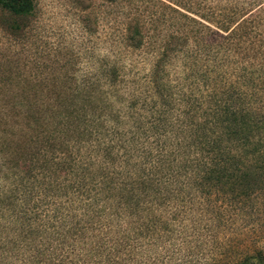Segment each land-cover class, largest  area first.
Listing matches in <instances>:
<instances>
[{"label": "trees", "instance_id": "16d2710c", "mask_svg": "<svg viewBox=\"0 0 264 264\" xmlns=\"http://www.w3.org/2000/svg\"><path fill=\"white\" fill-rule=\"evenodd\" d=\"M35 5L0 0V9L20 18ZM260 7L240 22H254ZM167 8L178 15L171 19L196 23L182 10ZM131 17L116 26L113 60L80 80L44 83L51 91L45 96L36 91L24 98L20 145L17 134L1 135L0 153L13 144L27 155L11 167L0 163V264H156L150 250L158 249L169 227L187 230L190 224L196 234L201 222L228 225L226 213L264 189V99L255 79L262 72L244 63L257 57L252 49L243 53L247 34L241 42L237 30L242 25L230 21L220 27L222 34L202 25L218 36L203 47L184 49L185 42L171 35L153 48L148 87L161 98L165 85L159 77L182 51L187 62L235 61L227 73L234 79H218V71L198 93L179 92L175 115L165 110L143 119L132 103L135 96L125 99L124 58L130 51L147 55L152 37L140 18ZM167 21L154 20V30ZM190 73L194 83L208 75ZM206 231L211 238L213 229ZM256 253L227 257L229 264H264V255Z\"/></svg>", "mask_w": 264, "mask_h": 264}, {"label": "rangeland", "instance_id": "374dc122", "mask_svg": "<svg viewBox=\"0 0 264 264\" xmlns=\"http://www.w3.org/2000/svg\"><path fill=\"white\" fill-rule=\"evenodd\" d=\"M119 1L121 3L116 6L113 0H35L33 13L21 18L0 9V137L17 134L16 139L19 141L16 144L20 145V132L24 129L21 114L26 111L22 107L26 103L24 98L34 97L36 91L38 96L51 92L46 90L44 83L51 87L53 82L64 84L80 80L100 62L113 60L117 55L115 51L118 50L115 45L116 26L119 22L127 21V14L131 18H140L145 23V33L152 37L151 47L145 46L151 48L147 55L130 51L124 58L125 99L135 96L132 103H136L137 113L143 119L151 115L159 117L165 110L175 115V99L179 92L182 90L188 95L198 93L205 89L208 81H211L210 77L218 71V79H234L227 73L232 70L235 61L202 58L194 62L192 57L187 62L183 60L185 53L182 51L166 63L162 76L159 77L165 85L163 97L151 92L148 79L151 78L156 61V56L152 55L157 52L153 48L162 47L163 41L170 39L171 35L178 36L185 42L184 49L214 43L218 36L210 34L202 25L214 32L219 30L220 34V27L230 21L234 22L230 26L239 23L242 25L237 30L241 31V42L247 34L243 53L245 55L252 49L257 57L249 61L245 58L244 63L249 62L253 68L262 72L261 77H255L258 80L256 93L264 99V0ZM259 6L261 13L253 18L254 22H240L246 18V13ZM167 7L182 10L196 23L186 19H181V22L171 19L178 15ZM117 10L119 17L115 12ZM116 17L118 22L114 21ZM162 18L168 21L158 24L154 30L152 22ZM200 38H206L207 42L196 43ZM179 46L178 44L177 47ZM147 56L151 59H147ZM191 68L192 71H189ZM202 71L207 72L209 78L207 75L206 79L198 78L194 83L190 79V72L200 74ZM61 93L65 95V92ZM35 111V106H32L31 112ZM25 155L27 150L12 144L9 149L0 153V163L5 161V165L11 167L23 160ZM4 183L0 178V184ZM226 214L232 219L228 225L212 227L211 223L209 227H205L207 224L201 222V227L197 225L196 234H193L190 224L187 226L188 232L181 226L169 227L170 231L162 234L158 249L150 250L151 260L156 259V264H229L227 254L249 250L264 255V189ZM206 229H213L211 238L207 237Z\"/></svg>", "mask_w": 264, "mask_h": 264}]
</instances>
